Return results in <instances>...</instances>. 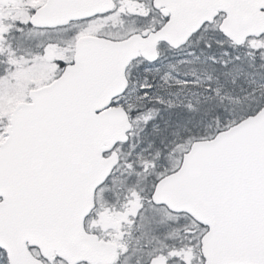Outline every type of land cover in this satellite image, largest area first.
<instances>
[{
	"label": "snow or ice",
	"instance_id": "1",
	"mask_svg": "<svg viewBox=\"0 0 264 264\" xmlns=\"http://www.w3.org/2000/svg\"><path fill=\"white\" fill-rule=\"evenodd\" d=\"M0 264H264V0H0Z\"/></svg>",
	"mask_w": 264,
	"mask_h": 264
}]
</instances>
